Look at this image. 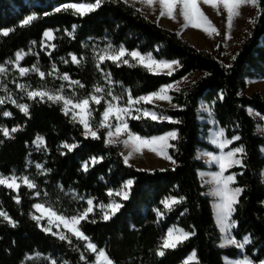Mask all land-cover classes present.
<instances>
[{
	"label": "trees",
	"instance_id": "16d2710c",
	"mask_svg": "<svg viewBox=\"0 0 264 264\" xmlns=\"http://www.w3.org/2000/svg\"><path fill=\"white\" fill-rule=\"evenodd\" d=\"M80 2L94 0H0V29H14L7 36L0 33V63L12 58L18 50L27 49L32 41L39 44L43 32L52 29L55 32L53 44L57 47L51 55L37 51L28 56L24 64L31 66L38 62L47 73L55 62L60 73L67 72L72 80H79L85 85L84 88L76 87L82 97L92 92L96 83L107 85L95 67L93 49L99 51L109 41L115 46L123 44L129 49L153 52L157 58L180 60L183 67L177 68L171 77L154 75L142 66L117 67L111 61L101 65L111 71L117 94L126 95V89L130 88L133 96L156 91L161 85L181 81L185 76H196L192 80L194 84L190 81L180 88L181 91L171 93L173 103L187 104L186 108L145 105L182 123L156 122L149 118L129 121L130 127L141 135H160L178 128L180 139L171 141L176 148L168 150L177 163L162 167L166 169L163 172L160 171L162 168L151 172L126 165L120 155V145L109 147L101 140L85 139L81 135L82 126L65 116L60 110L61 105L26 98L24 102L30 105V116H25L11 103L2 108V111H11L13 115L4 117L0 114V124L10 130L19 125L20 129L12 134L13 138H6L0 132V141H3L0 143V173L10 175L13 171L22 172L28 159L51 168L52 171L45 175L32 167L30 176L42 192L46 190L49 193L48 197L41 195V201H49L68 215L74 214L77 208L87 207L86 201L72 200V189L80 195L96 197L97 203H108L107 188H119L125 180L135 178L130 199L123 201L124 207L116 216L104 221L96 211L95 215L90 214V219L95 218L96 223L81 222L85 234L98 247H106L116 264H182L193 249L202 264H225L222 257L242 258L243 254L253 260L264 259V204L261 203L264 201V177L261 175L264 171V154L261 151L264 137L257 134V125L262 121L248 111L252 108L264 117V97L258 91L250 96L243 93L249 79L264 78V11H261L264 0H260L258 9L261 14L255 17L256 22L241 43L231 68L220 60V53L214 55L196 47L176 31L153 22L124 0H104L99 9L84 17L73 15L71 11L47 17L43 15L44 11L52 12L53 7L61 3ZM32 11L40 13L39 18L28 26H20V21ZM73 25H76L75 38L69 37L65 31H72ZM70 54H75L82 63H73ZM31 82L36 86L46 84L52 88L61 85L59 79L50 76L42 81L33 75ZM221 91L224 93L222 101L218 99ZM201 101L211 105L218 126L224 127L229 137L232 134L241 136V140L233 142L230 147L242 143L247 151L245 163L248 167L236 166L229 170L236 171L238 184L245 186L233 216L238 221V227L233 229L237 239L249 233L253 238L252 243L242 251L235 246H219L221 232L215 222L211 198L204 194L205 187L199 177L198 171L207 167L197 158V152L202 149L216 151L205 140L210 126L199 120ZM212 101H215L214 105ZM96 108L95 118L99 120L103 108ZM37 135L45 138L41 148L34 143ZM63 141H79V147L68 151L60 147ZM90 156H103L104 159L84 172L82 162ZM241 172L243 175H239ZM33 193L34 190L22 186L19 189L21 203L17 204L12 198L16 192L0 186V209L19 222L17 227L0 222V264H50L49 256L56 258L58 264H62L63 260L78 264L79 252L44 233L31 219L29 213L34 211L31 206L38 201ZM169 195L185 196L187 200L169 212L160 203ZM157 207L166 213L164 217H157L154 211ZM173 225L185 230H193L194 226L196 235L179 244L177 249L167 250L164 257H159L155 250ZM78 243L83 251V244ZM89 259H92L91 255Z\"/></svg>",
	"mask_w": 264,
	"mask_h": 264
},
{
	"label": "snow or ice",
	"instance_id": "6c2138e0",
	"mask_svg": "<svg viewBox=\"0 0 264 264\" xmlns=\"http://www.w3.org/2000/svg\"><path fill=\"white\" fill-rule=\"evenodd\" d=\"M127 2V0H125ZM142 4H146L153 7L155 11V5H159L160 11L157 17L167 16L173 20L177 19L175 9L179 7V15L183 17L184 23L181 25L182 28H187L189 25L202 29L209 36L213 34H219L218 29L209 19L208 15L201 8V3L205 5H211L213 8H219L223 6L227 11V28L229 33L227 39H231L230 30L233 27L234 18L240 16V9L244 5H251L253 7L260 8V0H140ZM104 0H94V2H80V3H61L58 6L53 7L52 12L44 11V16H50L53 13H60L61 11H71L73 15L84 17L101 7ZM264 11V9H261ZM261 13L258 11L257 15ZM40 13L32 11L26 15L21 21L20 26H28L33 21L39 18ZM251 23L255 24V18H252ZM76 25L72 26V31H68L69 37L75 38ZM14 31L12 28L0 29V33L4 36L9 35L10 32ZM179 34V33H177ZM43 36L48 40L54 39V33L52 29L45 30ZM33 44L36 41H32ZM49 47L55 49L56 44H51ZM87 47V45H85ZM95 54V67L103 75L104 80L107 82V88L105 85L96 83L93 85V91L85 96H79L74 86L84 88L85 85L79 80H72L70 75L60 73L55 62L51 65V71L45 72L37 64H33L30 67L21 66V61L27 55L24 50H18L15 53V60H8L4 63H0V90H3L6 95L0 96V105L5 103H11L16 106L25 116H30V105L28 103H20L17 98L13 95V92L8 89V85L3 82V77L9 73V65H13L16 72L20 77H26L29 73L37 74L41 80H45L46 76H55L57 79L69 82L67 87L73 88L71 94H65V85L61 84L56 88H48L45 85L32 87L27 83H17L13 79L12 83L16 84V87L20 89L24 95L33 101L37 98L39 101L51 102L61 105V112L65 116H69L73 123H78L82 126L81 135L85 138H91L93 140H101L106 146L123 145L128 149L127 154L120 153L123 157V162L129 165L130 158L136 154L142 152L143 149L147 148L151 152H154L165 160L171 162L173 166L176 165L177 161L169 154V148H176L175 144L170 141L180 139L179 129H173L166 131L160 135H141L134 131L130 127V120L143 121L145 118H149L151 121L180 124L181 120L174 118L173 116L167 115L164 112L158 113L155 108H147L144 105L156 104L157 101H166L173 108L183 109L187 107V104L173 103L174 97L170 94L172 91L179 92L180 81L174 80L171 83H165L161 85L158 90L151 91L144 95L133 96L132 90L126 89V95L124 93L115 94L111 89L116 83L112 79L110 70H106L101 67L107 61H111L117 67L127 65L129 67L142 66L148 72L154 75L165 74L169 77L177 70V68L183 67L181 61L178 59H164L157 58L153 52H141L138 48L129 49L125 45L121 44L118 47L113 45L110 41L99 51L93 49ZM159 51V47L156 49ZM38 55V54H37ZM51 55V53H49ZM73 63L81 64L82 61L77 58L75 54H70ZM238 55V54H237ZM236 55H233L232 59L235 60ZM64 63H68L67 60L61 58ZM226 67L231 68V65ZM205 75H210L206 73ZM184 81L188 80L185 76L182 78ZM194 84L195 81H192ZM185 95H187L185 93ZM219 100L224 99V93L221 91L218 96ZM103 101V103H102ZM215 104V101H212ZM96 106L103 108L100 113V119L96 120L95 112L97 111ZM203 107V106H202ZM211 123L216 125L218 122L215 119L213 108L211 106L206 108ZM249 113H252V109H248ZM4 117H11L13 113L8 110L2 112ZM258 115V114H257ZM20 126L11 128V130L5 126L0 125V132L6 138H13L12 134L17 132ZM103 130V131H102ZM241 136L238 134H232L231 137L227 135V130L224 127H217L211 130L210 143L216 146L218 151H205L201 155L207 157L206 163L215 164L218 170L209 172H199V176L203 184L208 185V192L205 193L207 196L213 198V208L215 211V222L219 226L223 236L221 238V248L226 246H235L236 249L243 250L246 245L252 243L251 233L243 236L242 239H237L236 235L232 233V229L238 227V221L233 218L237 212V206L240 204V197L245 191V186H240L237 182L236 171L229 172L236 166L246 169L248 165L245 163V157L247 151L245 145L240 143L238 146L229 147L233 145V142L240 141ZM3 143V141H0ZM34 143L39 147L45 144V138L37 135ZM46 146V145H45ZM68 151L79 147V141L68 143L63 141L61 146ZM227 149V150H226ZM178 150V149H177ZM264 152V148L261 149ZM66 154V153H62ZM200 158V157H197ZM103 156H90L88 160L82 162V170L88 172L90 166H95L97 163L103 161ZM36 168L41 170V174H47L52 171L51 168H45L43 164L37 163ZM140 171H145L140 169ZM147 171L155 172L156 169H149ZM161 172L166 169H160ZM243 175V173H239ZM264 176V172L261 173ZM136 183L135 178H129L125 180L119 188H107V196L110 198L108 203L99 201L94 196H83L72 189V200L75 202L86 201L87 207L82 209L77 208L74 210V214H65V210L55 207L52 203L45 200L33 204L31 207L36 211L30 212V217L35 221L36 226L39 227L44 233L50 234L57 238L61 242H65L71 249L79 252V261L83 264H116V261L109 255L106 247H98L93 242L90 236L86 235L82 230L81 222L88 221L96 223V219H90V214L95 215L97 209H99L100 218L104 221L112 219L117 213L124 207L123 201H128L132 192L133 185ZM21 185L26 186L28 189L34 190V195L39 197L43 195L48 197L49 193L41 191L39 185L35 179L30 178L29 175L17 176L15 172L11 175H4L0 173V186H5L7 189L15 190L16 194L13 195V199L17 204L21 203V195L19 189ZM63 189V185L59 186ZM117 198H120L119 200ZM187 200L185 196L169 195L164 197L160 203L164 209L169 212L179 204L184 203ZM264 204V201H261ZM158 218L165 216V212L159 207L154 209ZM187 211V209H185ZM39 213V214H37ZM0 222L9 224L11 227H17L18 221L13 219L7 211L0 209ZM46 221V223H43ZM158 222V221H157ZM193 230H185L182 227L173 225L168 228L167 233L163 236L162 243L155 250V254L159 257H164L167 250H175L178 245L187 241L189 238L196 235ZM54 228L56 229L54 231ZM61 228L63 230H61ZM83 243L84 250L81 251L80 243ZM87 253V254H86ZM37 255H43L38 253ZM89 255L92 259H89ZM50 264H58L56 258L48 257ZM222 259L225 264H264V259L253 260L249 255L243 254L242 258L229 259L224 256ZM202 264L197 256L195 249L187 256L182 264ZM62 264H71L69 260H63Z\"/></svg>",
	"mask_w": 264,
	"mask_h": 264
},
{
	"label": "rangeland",
	"instance_id": "374dc122",
	"mask_svg": "<svg viewBox=\"0 0 264 264\" xmlns=\"http://www.w3.org/2000/svg\"><path fill=\"white\" fill-rule=\"evenodd\" d=\"M127 3L136 7L137 9H139L147 18H149L153 22H156L160 26H163V27H166V28H169L171 30L176 31L183 38L187 39L190 43H192L196 47H198L200 49L208 50L214 55H217L218 53H220V60L226 65L231 64V62L233 60L232 59L233 55H236L241 43L244 41V39L248 36L250 31L252 30L254 24L251 23L250 21L252 18H255L257 16V12L259 11V9L257 7H253L251 5L242 6L240 9V13H241L240 16L234 18L233 27L230 30L231 39H227L226 37L229 33V29L227 28V11H226V9L223 8L222 5H220L219 8H213L211 5H205V4L201 3L202 10L205 12L206 15H208L209 19L212 21V23L216 26V28L219 31L218 35L213 34L212 36H209L202 29L195 28L191 25H189L187 28H182L181 25L184 23V20H183V17L179 15V7H177L175 9V14L177 15V19L173 20L167 16H164V17H159V20L157 22V17L159 16V11H160L158 4L155 5V11H153V7H150L146 4H142L140 2V0H127ZM53 33H54V38H55V32L53 31ZM53 41H54V39L48 40L47 38H45L43 36V39L39 44H36V43L31 44L27 49H23L24 52L27 53V55L21 61V66L30 67V66L25 65L24 61L28 56H32V55L36 54L37 51L44 52L46 54L51 53L53 48L49 47V45L53 44ZM70 59H71V57H70ZM8 60H15V55ZM37 63H35V64H37ZM38 66L41 68L39 63H38ZM8 67H9V73L7 74V76L2 78L3 82L8 85V89L13 92V95L17 98L18 102L25 103L24 99H26L27 97L24 95L23 92L20 91V89H18L16 87V84L12 83V81H13V79H15L17 83H27V84H30L32 87H38L34 83L31 82L33 75H37V74L29 73V75L26 77H20L18 75V72H16V70L14 69L13 65H9ZM41 70H43V69L41 68ZM50 71H51V69H50ZM50 77L57 79L55 76H50ZM195 77H196L195 75L188 76L187 81H184L182 79L180 81V85H179L180 88L183 87L188 82L192 81ZM59 81H61V84L65 85V94H71L73 92V88L67 87V84L69 82L62 81V80H59ZM248 83H249L248 85L250 87L249 88L250 91H252L253 93L258 91L264 97V78H257V79L248 80ZM43 85H45V84H41L39 86H43ZM105 86L107 88V85H105ZM47 87L52 88L49 86H47ZM76 87L77 86H74L75 90H77ZM111 90L115 94H117L115 92L114 88H112ZM3 95H6V93L3 90H0V96H3ZM6 104L7 103H5L4 105H0V114L1 115L3 112L2 108ZM152 105H154V104H152ZM155 105L160 106V107H165V108H173L166 101H157ZM257 132H258V134H262L264 137V124L260 123L258 125ZM170 143H171V141H170ZM43 145L44 144H42L38 147L36 144V147L41 148V147H43ZM120 147H121L120 148L121 153L127 154L128 149L125 148L123 145H120ZM262 148H264V147H262ZM205 151H209V150L202 149V150L198 151L197 153H198V157H200V159L206 163L207 158L201 155ZM262 153L264 154V152H262ZM129 164L134 165L137 168L152 169L155 167H159V168L165 167V166L170 164V161L165 160L163 157H160L157 154H155L154 152H151L150 150L145 148L142 150V152L134 154L130 158ZM32 167L36 168V164L33 163L30 159H28L27 166H26L25 170L22 172H15V174L17 176H22V175H29L30 176V171H31ZM36 170L39 173H41L40 169L36 168ZM203 171L205 172L207 170L204 169ZM30 178H32V177L30 176ZM22 186H24V185H21V187ZM30 190H32V189H30ZM13 191H15V190H13ZM35 197L38 199V201L36 203L42 202L40 199V196L39 197L35 196ZM34 211H36V210L34 209ZM96 211H99V209H97ZM37 214H39V213H37ZM43 223H46V221H43ZM55 230L56 229L54 228V231ZM61 230H63V229L61 228ZM222 236H223V233H221V238H222ZM220 244H221V241H220ZM238 258H241V257H238ZM229 259L231 260V259H237V258H229ZM193 262H190V263H193Z\"/></svg>",
	"mask_w": 264,
	"mask_h": 264
},
{
	"label": "crops",
	"instance_id": "0c3cea01",
	"mask_svg": "<svg viewBox=\"0 0 264 264\" xmlns=\"http://www.w3.org/2000/svg\"><path fill=\"white\" fill-rule=\"evenodd\" d=\"M252 79H257V78H251V79H249V80H252ZM249 84V83H248ZM249 85H247V88L243 91V93L244 94H246V95H248V96H250V95H252L253 94V92L252 91H250L249 90ZM203 106V107H202ZM209 106H211L209 103H207L206 101H201V103H200V108H199V111H200V116H199V120H200V122H202V123H207V124H209V126H210V128H209V130H208V133H207V136H206V138H205V140L207 141V143L208 144H210V145H212L211 143H210V135H211V130H213L214 128H217V127H219L218 126V124H216V125H213L212 123H211V118L209 117V114H208V112H207V110H206V108L207 107H209ZM248 109H252V108H248ZM253 110V109H252ZM258 114V115H257ZM251 115L255 118V119H257V120H261L262 122H261V124H264V117L263 116H261L257 111H255V110H253L252 111V113H251ZM210 118V119H209ZM260 124V123H259ZM258 124V125H259ZM258 125H257V128H258ZM257 134H258V132H257ZM259 135H261V136H263L262 134H259ZM215 149H216V146L215 145H212ZM200 151V150H199ZM210 151V150H209ZM216 151H218V149H216ZM197 157H198V153H197ZM207 158V157H206ZM198 159H200V158H198ZM201 160V159H200ZM203 161V160H202ZM204 162V161H203ZM204 164L206 165V167L207 168H205L207 171H205V172H209V171H215V170H218V168H217V166L215 165V164H206L205 162H204ZM169 165H171V162H170V164ZM168 166V165H167ZM155 168H159V167H155ZM155 168H152V169H155ZM144 169V168H143ZM149 170V169H148ZM204 169H201V170H199L198 171V173L199 172H204L203 171ZM200 177V176H199ZM201 179V178H200ZM203 184V183H202ZM203 186L205 187V192H204V194L205 193H207L208 192V185H205V184H203ZM207 196V195H206ZM209 198H211V201H212V204H213V198L211 197V196H208ZM213 212H214V217H215V211H214V208H213ZM218 226V225H217ZM218 228H219V226H218ZM219 230H220V228H219ZM221 232V231H220ZM232 233H233V229H232ZM230 246H232V245H230ZM242 251V250H241Z\"/></svg>",
	"mask_w": 264,
	"mask_h": 264
}]
</instances>
